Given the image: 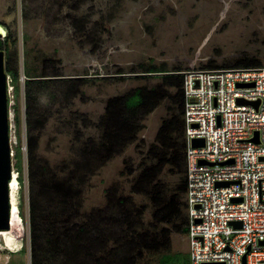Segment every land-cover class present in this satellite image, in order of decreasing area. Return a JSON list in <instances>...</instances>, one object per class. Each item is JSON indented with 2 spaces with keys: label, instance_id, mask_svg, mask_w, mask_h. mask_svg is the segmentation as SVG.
Listing matches in <instances>:
<instances>
[{
  "label": "rangeland",
  "instance_id": "obj_1",
  "mask_svg": "<svg viewBox=\"0 0 264 264\" xmlns=\"http://www.w3.org/2000/svg\"><path fill=\"white\" fill-rule=\"evenodd\" d=\"M0 25L9 29L16 42L10 53L11 64L19 71V94L14 96L10 83L9 131L12 153L21 149L22 175L21 185L16 180L12 237L4 238L15 251H4L0 264L31 262L25 70L47 76L34 80H49L34 90L38 100L30 120L39 164L48 173L62 175L80 166L83 183L76 223L90 224V239L98 242L107 240L108 232H120L119 222L107 221L118 215L119 198L132 197L137 207L151 210L149 198L134 194L133 184L149 166L144 162L150 146L172 105L167 99L158 102L138 120L130 141L107 155L103 135L108 102L136 89L160 88V76L145 73L150 66L203 70L209 62L220 67L242 54L264 62V0H0ZM168 92L172 96L175 91ZM14 106L19 110V128L14 123ZM126 139L123 132L122 141ZM102 141L106 148L99 149ZM12 163L16 178L15 159ZM168 170L164 167L156 180L172 187L174 179ZM47 203L43 200L42 207L62 211L57 199L50 207ZM110 247L102 243L99 248L104 253ZM171 250L179 253L173 264H190L186 234L176 230L171 235ZM93 256L84 259L87 264H108L98 249Z\"/></svg>",
  "mask_w": 264,
  "mask_h": 264
},
{
  "label": "trees",
  "instance_id": "obj_2",
  "mask_svg": "<svg viewBox=\"0 0 264 264\" xmlns=\"http://www.w3.org/2000/svg\"><path fill=\"white\" fill-rule=\"evenodd\" d=\"M7 32L6 39L0 40V50L5 49V71L11 79L14 96L17 98L19 71L15 65L11 64L10 53L16 42L8 28ZM13 55L15 56L16 53L14 52ZM262 66L264 62L257 56L242 54L231 64L220 67L209 62L203 70L250 69ZM145 73L148 76H160L162 82L160 88L149 91L136 89L132 94L109 101L107 131L103 135L106 137L107 148L106 142L102 141L99 149L104 147L107 149V155H111L113 148L121 147L127 140L130 141V136L137 132L138 120L151 112L158 102L165 99L172 101V105L167 109L168 118L161 122L155 138L156 142L150 146L148 160L144 162V165L149 166L141 171L133 184L134 194L149 198L151 210L147 211L144 206L137 207L132 197L119 198L117 200L118 215L108 217L107 221L114 218L115 223L119 222L117 225L120 232H108L107 240L98 239V242H93L90 239L92 233L90 224L76 223L80 219V188L83 183L80 166L69 168L68 172L62 175L61 172L48 173L45 167L39 164L36 154L37 142L31 134L30 120L38 100L37 92L34 90L40 89L49 80H34L35 78L44 79L47 76L44 74L33 76L28 69L25 70L24 98L29 129L26 149L31 194L28 208L30 264H47L52 260L60 264H87V260L84 259L94 258L93 254L97 249L105 255L103 259L107 260L108 264H173L177 262L179 253L171 250V235L176 230L183 234L187 233L183 76L179 69L168 71L154 66L146 68ZM169 89L175 91L174 95H169ZM13 113L15 126L19 128L20 116L16 106L13 108ZM37 123L42 125L43 121L37 120ZM123 132L128 138L125 142L122 141ZM13 159H15L14 168L17 177L10 184L12 227L18 199L16 180L19 185L22 183L19 147L15 149ZM167 166L168 173L174 179L172 187L159 179L156 180ZM55 199L63 206L61 212L42 207L43 200H46L50 207ZM102 243L104 246L111 245L104 253L99 248Z\"/></svg>",
  "mask_w": 264,
  "mask_h": 264
},
{
  "label": "built area",
  "instance_id": "obj_3",
  "mask_svg": "<svg viewBox=\"0 0 264 264\" xmlns=\"http://www.w3.org/2000/svg\"><path fill=\"white\" fill-rule=\"evenodd\" d=\"M182 76L190 264H242L244 255L264 264V66ZM10 83L7 75L8 95ZM195 139L203 147H192ZM3 233L0 255L14 253Z\"/></svg>",
  "mask_w": 264,
  "mask_h": 264
},
{
  "label": "water",
  "instance_id": "obj_4",
  "mask_svg": "<svg viewBox=\"0 0 264 264\" xmlns=\"http://www.w3.org/2000/svg\"><path fill=\"white\" fill-rule=\"evenodd\" d=\"M7 28L0 25V40L5 37ZM240 104H251L258 105L253 102H246L238 100ZM192 127H196L193 125ZM10 112H9V101L7 93V73L5 71V52L0 50V232H8L10 230V190L9 184L13 177V153L11 149L10 139ZM254 143L258 142L257 133L255 139L252 140ZM202 139L192 140V147L199 148L203 147ZM200 164L204 162L200 161ZM228 185V183L217 184ZM236 201V200H234ZM234 226H238L239 223H232ZM249 251V249L247 250ZM246 255L242 258V264H246Z\"/></svg>",
  "mask_w": 264,
  "mask_h": 264
},
{
  "label": "bare ground",
  "instance_id": "obj_5",
  "mask_svg": "<svg viewBox=\"0 0 264 264\" xmlns=\"http://www.w3.org/2000/svg\"><path fill=\"white\" fill-rule=\"evenodd\" d=\"M14 176L12 177L11 182L14 180ZM10 182V184H11ZM10 184H9V190H10ZM10 204H11V192H10ZM11 229H12V208H11V216H10V230L8 232H4L3 236L4 238H7V236L9 235V237H12V233H11ZM9 240V239H8ZM12 241V240H11Z\"/></svg>",
  "mask_w": 264,
  "mask_h": 264
}]
</instances>
